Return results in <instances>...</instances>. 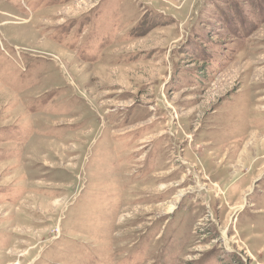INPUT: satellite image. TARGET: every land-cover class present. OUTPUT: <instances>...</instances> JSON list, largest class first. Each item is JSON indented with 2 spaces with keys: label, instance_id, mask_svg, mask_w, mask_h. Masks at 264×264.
I'll list each match as a JSON object with an SVG mask.
<instances>
[{
  "label": "rangeland",
  "instance_id": "obj_1",
  "mask_svg": "<svg viewBox=\"0 0 264 264\" xmlns=\"http://www.w3.org/2000/svg\"><path fill=\"white\" fill-rule=\"evenodd\" d=\"M0 264H264V0H0Z\"/></svg>",
  "mask_w": 264,
  "mask_h": 264
}]
</instances>
